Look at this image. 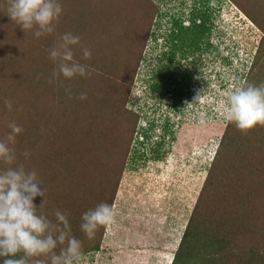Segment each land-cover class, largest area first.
<instances>
[{
	"label": "rangeland",
	"instance_id": "374dc122",
	"mask_svg": "<svg viewBox=\"0 0 264 264\" xmlns=\"http://www.w3.org/2000/svg\"><path fill=\"white\" fill-rule=\"evenodd\" d=\"M247 1L252 13L264 14V1ZM152 2L159 4L164 17L154 16L147 40L146 30L136 25L137 29L130 30L128 37L114 35L112 41L106 32L113 26L114 17L123 20L122 15L127 12L123 2L58 0L55 4L43 1L41 9V4L38 8L28 0H0V119L5 122L0 128V204L12 201L17 205L16 202L31 198L32 187H39L53 196L52 200L60 204L65 214L75 207L88 210L90 203L96 209L103 205L107 208L99 227L95 220L90 226L86 225V219L77 224L81 240L87 236L100 242V249L75 255L64 264H172L196 211L217 214L218 226L220 215H225L222 195L206 179L212 177L211 163L246 74L252 77L258 74L255 80L256 87L263 91L260 98L263 113L253 119L250 111L245 123L256 120L261 126L252 135L246 129L240 130L245 135L239 134L235 143L237 147L259 151L258 158L264 166V28L234 0H203L207 8L199 5L209 9L213 18V47L200 59L191 55L178 61L175 74L168 79V93L153 95L151 84L155 82V70L167 63L164 52L170 45L167 34L172 28L173 15L183 17L188 24L191 10L201 0ZM136 8L130 10L133 12ZM141 8L143 11L144 6ZM12 11L24 19H13ZM132 17L137 24L138 17ZM135 34L141 41L136 50L129 47ZM112 46L116 48L114 51L110 50ZM123 67L136 72L134 84L128 89L127 111L120 108L126 96L124 89L115 90L118 103L109 111L107 81L116 88L125 84ZM189 72L192 80L185 85ZM184 85L187 88L182 109L175 110L172 106L175 93ZM116 93L111 92L112 97H117ZM92 99L94 105H90ZM246 108L255 110V105ZM159 116L167 124L155 129L152 141L163 139L165 153L161 160L148 155V160L134 166L132 157L128 156L132 152L118 154L115 159L114 151L108 152L114 148L112 144L117 143V137L104 144L108 151L100 149L102 131L103 136L122 127L121 133L134 144L139 138L140 124ZM109 137L106 134L105 139ZM62 163L66 166L64 170ZM229 163H234L233 157L226 165ZM113 165L118 166L115 173ZM103 169L111 170L104 175ZM260 170L261 167L257 175L261 177ZM68 171H71L70 177L61 180L59 176ZM249 173L245 181L251 178ZM57 175L59 178L53 180ZM256 179L250 180V185L256 187L250 190V205L241 207L246 215L254 214L250 224L261 228L263 235L264 177L259 183ZM64 195H81L84 201L58 197ZM232 232L226 228L223 242L233 249L230 250L233 262L239 264L259 255L255 264H264V255H261L264 238L254 237L250 246L241 248L242 242ZM187 241V245L197 242L194 238ZM205 258L212 259V252ZM194 259H198L197 255Z\"/></svg>",
	"mask_w": 264,
	"mask_h": 264
},
{
	"label": "trees",
	"instance_id": "16d2710c",
	"mask_svg": "<svg viewBox=\"0 0 264 264\" xmlns=\"http://www.w3.org/2000/svg\"><path fill=\"white\" fill-rule=\"evenodd\" d=\"M26 1L27 0H23V2ZM38 1L40 2H37L36 0H28V2H33L38 8V4H41V9L43 1L53 2L55 4L58 2V0ZM152 1L153 0H138L136 2L131 1V3H126V0H114V2H123L127 12L122 15L123 20H120L118 17H114L115 22H112L113 26L110 28V30L107 29L106 34L109 33L113 41L114 35H122L123 38L128 37L129 34H131L130 30H135L137 29L136 25H141L142 29L146 30L147 40L150 34L151 25L153 24L154 16L157 15L158 17H164L162 10H160L159 4ZM202 1L203 0H201V2H196L194 8L191 10L188 16V24H186L187 22L183 19V17L173 15L172 28L167 34V42H169L170 45L168 44L169 49L164 52V58L167 60V63L161 64L160 67L155 70V82L151 84L153 95L159 94L165 96L168 93L170 86L168 79H172L173 75L175 74L178 61H182V59L184 60L191 55H196L195 59H200L203 53L208 52L213 47L211 42L213 18L210 10L206 9V6L208 5L205 6L206 2ZM234 1L237 2L236 4L241 6V8L251 17L255 23L264 28V25L261 24L264 22V20H262L264 19V14H262V11L260 13H252V11H250L246 5V2H248L247 0H244L245 2L242 0ZM263 1L264 0H262V2ZM255 2H257V0H255L254 3ZM100 3L101 5H105V2ZM146 3L149 4L144 5ZM199 3L200 5L203 4L206 8H204V6H200ZM111 4L118 6L117 3ZM139 6H144L143 11H141L142 8ZM131 7L137 8L132 12L130 10ZM31 9L35 10L34 8ZM132 16L138 17L137 24L135 18ZM11 17L13 19H24L19 18L17 13L13 11L11 13ZM96 31H99V28H97ZM133 38L134 39L129 44V47H133L134 50H136L141 41L137 40L136 34L133 36ZM122 45H126V43H122ZM101 46L103 47V45ZM112 47L113 48H110V50L114 51L116 48H114V46ZM141 52H143V50H140V53ZM141 55L142 53L140 56ZM214 57H216V55H214ZM144 58L145 56L142 55L141 60H144ZM253 67L254 69H252ZM255 67L256 63L251 69L254 71ZM123 70V78L126 80L125 84L122 86L118 84L119 86L116 88L111 84V82L107 81L108 87L106 85L107 88L105 90H108L107 110L109 111L114 105L118 103L119 95L115 92V90L118 89L126 90V96L123 102H121L120 108L124 112L127 111L125 110V102L127 99V94H129V86L134 84L133 82L136 72H130L126 69V67H123ZM162 75L167 77L165 78ZM256 78H259L258 74H255L253 77L247 76L246 74L243 77L244 84L242 83V90L211 163L212 177L208 176L206 179V182H209L210 185L213 186L217 192H219V196L222 195L220 199L221 204H223L222 208L224 210H222L224 211L223 213L225 215H220L221 222H218L217 226L215 223L217 214L213 215L204 209V212L202 209L200 212L196 211L187 225L188 227L172 264H204L205 261H207L209 264H235L233 262L234 258L232 257L234 255H232V251H230L233 249L230 247V245L223 242L226 235L224 232H226L227 227L233 230L231 235L236 237L235 239H238L242 242L243 245L241 248H244V246H250L248 244H250V241H253L252 238L254 237L258 238L259 240H261L262 237L264 238V234L261 235L263 230L253 226L252 223L250 224V222L253 220L252 218H255L254 214L251 213V216L246 215V210L241 207L243 206L247 208L248 205H250L249 194L251 191L256 189V187L250 185V180L253 177H256V183H259L261 178L264 177V166L262 165L263 161H261V159L259 160L258 158L261 156L259 155L261 153L253 149L250 151L247 146L237 147L235 143V140L239 137V134L242 136L245 135V133L241 132L240 130L246 129V131L252 135V132L256 131L258 127L261 126L258 125L256 120H253L251 123H245V118L246 116H249L250 111V118L252 117L253 119H257L259 117L258 114L261 115L263 113L261 108L262 101L260 100V98L263 96V91H261L258 86L256 87ZM191 80L192 72H189L186 75L185 85L190 83ZM185 85L181 86V90L175 93L176 101L172 103V106L175 110L182 109L181 106L182 99L184 97L183 94L187 88ZM111 92H113V94L116 93L117 97H112ZM104 101L106 103V100ZM105 103L102 102V104ZM94 104L95 102L92 99L90 105ZM249 105H255V110H249L246 108V106ZM130 112L134 116H138V114L134 111L131 110ZM147 121L148 122L146 124H140L138 130L139 138L135 139L134 144H132V139L121 133V130H124L122 127H116V132L105 133L103 136L102 131L101 136H99L101 139L99 140L98 144L99 147L102 146L100 149L103 151H108L107 146L104 144L117 137V143H113L112 145L114 148L108 152L110 154L112 151H114V155H116L115 159L119 157L118 154L121 155L123 152H132L130 153L131 155L129 154L128 156L132 157L131 159L134 166H138L142 161L145 162L148 160L150 157H148V155H151L150 158L161 160L165 153L162 149L163 139L161 138L152 141V137L154 136L153 134L155 133L156 128L160 129L161 127H164V124L166 125L167 123L162 122V116H159L156 119H148ZM4 125V119H0V128H2ZM135 127L136 126L133 127V131L137 129ZM114 133L117 134L113 135ZM106 134H108L110 137L105 139ZM0 135H2L1 132ZM147 150H150L152 153L148 154ZM230 157L234 158V163H229L226 165ZM102 158L104 157L102 156ZM214 163L215 166L213 165ZM249 163H251V165ZM61 167H63L64 170V167L66 166L62 163ZM117 167V165H113V173L117 171ZM260 167L262 168L260 171L263 173L261 177L257 175ZM110 170L111 169H103V174L106 175V172H109ZM248 173V176H250L251 173L252 176L249 180L245 181L244 177ZM70 174L71 171H68L64 173L63 176L59 177L61 180L66 178L68 179ZM59 177L57 175L53 180H56ZM246 185H249L250 189L248 186L247 188L243 189V187H246ZM258 190L260 191V189ZM258 190L256 191L255 195H258ZM29 194L31 195V198L16 202L17 205H14L12 201L7 202V204L6 202L0 204V264H49L48 261L54 264H64L72 259L75 255L100 249V242L89 240L87 236H82L83 240H81L77 224L79 221H84L86 219L85 223L87 226H90L94 220L96 223H99V225H97L98 227L102 225L101 218L105 217L107 210V208L105 209L104 207L105 205L99 206L96 209L95 205L90 203V209L88 210L83 211L82 209L80 210L79 207L78 209L75 207L65 214V212L61 209L60 204L58 203V206L56 201L52 200L53 196H49L48 192L44 193V191L39 187L34 189L32 187ZM79 194L83 195L84 193L81 192ZM81 195H64L58 197H61L62 200L72 198L75 200L78 199L84 201ZM71 201L72 200L70 199L69 202ZM253 208H255V206H253ZM246 218H248L249 221H247ZM102 229L105 230L104 228ZM191 238L196 239L197 242L187 245V240H191ZM200 239L203 241H200ZM197 247H200L198 248L200 250H196L194 252V248L197 249ZM189 249L190 251H188ZM228 251H230L231 254H229ZM209 252H212L213 254L212 259L205 258V255ZM240 253H242V250ZM194 255H197V260L194 259ZM261 255H264V252H262ZM257 256L259 255L252 256L250 260H242L239 264H255L259 260V258L257 259Z\"/></svg>",
	"mask_w": 264,
	"mask_h": 264
}]
</instances>
